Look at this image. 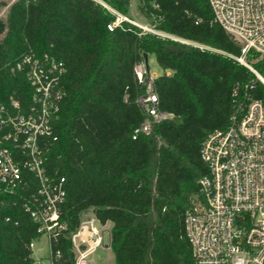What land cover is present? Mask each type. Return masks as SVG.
I'll return each mask as SVG.
<instances>
[{
  "label": "trees",
  "instance_id": "trees-1",
  "mask_svg": "<svg viewBox=\"0 0 264 264\" xmlns=\"http://www.w3.org/2000/svg\"><path fill=\"white\" fill-rule=\"evenodd\" d=\"M101 1L130 15L131 0ZM105 4L17 0L7 22L0 19L1 102L17 99L22 110L31 103L33 88L16 68L23 55L49 53L66 66L57 140L47 161L48 171L66 180L60 205L66 229L49 238L51 264H75L68 235L89 208L101 223H112L115 264H192L185 216L208 172L203 142L231 124L247 95L264 102V84L236 59L242 45L215 21L208 0H139L158 30L183 40L143 32L128 21L110 30L116 13ZM144 53L155 54L164 70L152 89L161 110L172 115L134 138L145 118L137 97L151 75L146 65L145 81L136 76ZM244 58L264 77V54L250 49ZM23 200L0 196V264L36 262L30 243L42 233Z\"/></svg>",
  "mask_w": 264,
  "mask_h": 264
},
{
  "label": "built area",
  "instance_id": "built-area-1",
  "mask_svg": "<svg viewBox=\"0 0 264 264\" xmlns=\"http://www.w3.org/2000/svg\"><path fill=\"white\" fill-rule=\"evenodd\" d=\"M208 1L215 21L242 45L243 55L236 59L264 84V77L244 58L250 49L264 54V0ZM125 20V15L116 12V19L107 27L113 30ZM138 26L143 32H155ZM16 68L25 73L33 94L26 110L17 99L0 101V196L23 198L38 231L50 238L66 229L60 221L66 180L47 169L50 146L57 140L54 121L65 95L60 82L66 66L49 53H29L17 61ZM135 72L138 81L144 82L145 61L135 66ZM153 79L151 74L146 91L137 97L145 118L135 129L134 138L148 132L153 121L172 115L161 110L158 94L152 89ZM201 156L208 172L199 179L200 195L193 198L185 216L192 264H264V102L247 95L239 102L231 124L205 138ZM21 188H26L27 194ZM95 218L81 219L79 227L68 235L75 264H88L87 257L106 246V224L96 218L97 226ZM33 246L34 240L30 243Z\"/></svg>",
  "mask_w": 264,
  "mask_h": 264
},
{
  "label": "rangeland",
  "instance_id": "rangeland-1",
  "mask_svg": "<svg viewBox=\"0 0 264 264\" xmlns=\"http://www.w3.org/2000/svg\"><path fill=\"white\" fill-rule=\"evenodd\" d=\"M17 0H0V19L7 22L8 19V12L11 4ZM103 4H105L101 0H97ZM110 10L116 13V11L111 8L109 5L105 4ZM128 21L134 25H143L145 27H148V29L154 30V33H159L160 35H163L165 37L170 38H176L183 40L181 38L175 37L172 34L162 32L157 29L156 24L157 20L154 15H147L145 12L139 10V0H131V12L130 15H125ZM149 31V30H148ZM153 32V31H150ZM3 37V35H0V38ZM148 66L150 73L155 75H160L164 72V70L158 65L155 54H149L148 55ZM94 217L95 215L93 213V210L91 208L84 210L81 213V219L87 220ZM95 224L99 226V222L95 218ZM112 223L107 222L104 226V229H106L104 235H105V245L97 248L93 253H91L87 257V263L88 264H115V254L110 247V229H111ZM33 256L34 258L40 263V264H51L50 261V240L47 234H42L40 237L34 240V246H33Z\"/></svg>",
  "mask_w": 264,
  "mask_h": 264
},
{
  "label": "water",
  "instance_id": "water-1",
  "mask_svg": "<svg viewBox=\"0 0 264 264\" xmlns=\"http://www.w3.org/2000/svg\"><path fill=\"white\" fill-rule=\"evenodd\" d=\"M144 61H145V64L148 65V54L147 53H144ZM35 264H39V262L36 261Z\"/></svg>",
  "mask_w": 264,
  "mask_h": 264
},
{
  "label": "crops",
  "instance_id": "crops-1",
  "mask_svg": "<svg viewBox=\"0 0 264 264\" xmlns=\"http://www.w3.org/2000/svg\"><path fill=\"white\" fill-rule=\"evenodd\" d=\"M167 73H170V71H167ZM155 76H157V75H155ZM155 76H154V77H155ZM36 261H37V260H36ZM39 264H40V263H39Z\"/></svg>",
  "mask_w": 264,
  "mask_h": 264
}]
</instances>
